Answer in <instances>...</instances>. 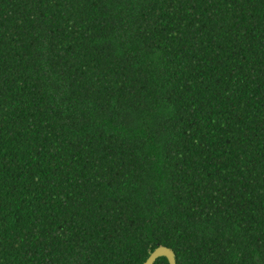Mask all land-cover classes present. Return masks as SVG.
Segmentation results:
<instances>
[{"label":"trees","instance_id":"16d2710c","mask_svg":"<svg viewBox=\"0 0 264 264\" xmlns=\"http://www.w3.org/2000/svg\"><path fill=\"white\" fill-rule=\"evenodd\" d=\"M160 246L264 264V0H0V264Z\"/></svg>","mask_w":264,"mask_h":264},{"label":"water","instance_id":"95a60500","mask_svg":"<svg viewBox=\"0 0 264 264\" xmlns=\"http://www.w3.org/2000/svg\"><path fill=\"white\" fill-rule=\"evenodd\" d=\"M166 258L169 264H177L176 255L174 251L168 247L160 246L155 249L146 260L144 264H155L159 258Z\"/></svg>","mask_w":264,"mask_h":264}]
</instances>
